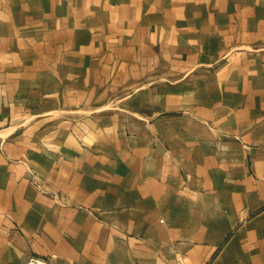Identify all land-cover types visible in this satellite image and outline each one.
Returning <instances> with one entry per match:
<instances>
[{"label": "crops", "instance_id": "obj_1", "mask_svg": "<svg viewBox=\"0 0 264 264\" xmlns=\"http://www.w3.org/2000/svg\"><path fill=\"white\" fill-rule=\"evenodd\" d=\"M264 264V0H0V264Z\"/></svg>", "mask_w": 264, "mask_h": 264}, {"label": "built area", "instance_id": "obj_2", "mask_svg": "<svg viewBox=\"0 0 264 264\" xmlns=\"http://www.w3.org/2000/svg\"><path fill=\"white\" fill-rule=\"evenodd\" d=\"M26 264H51V263L47 259L33 254L28 258Z\"/></svg>", "mask_w": 264, "mask_h": 264}]
</instances>
